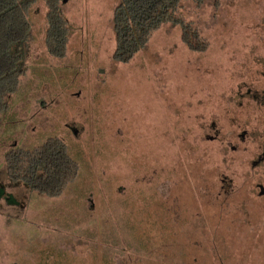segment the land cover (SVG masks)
Returning a JSON list of instances; mask_svg holds the SVG:
<instances>
[{
  "label": "rangeland",
  "instance_id": "374dc122",
  "mask_svg": "<svg viewBox=\"0 0 264 264\" xmlns=\"http://www.w3.org/2000/svg\"><path fill=\"white\" fill-rule=\"evenodd\" d=\"M64 0H62L63 2ZM119 0H68L64 57L29 10L27 71L0 116V264H264V0H220L114 60ZM58 139L56 197L7 180L6 156Z\"/></svg>",
  "mask_w": 264,
  "mask_h": 264
},
{
  "label": "trees",
  "instance_id": "16d2710c",
  "mask_svg": "<svg viewBox=\"0 0 264 264\" xmlns=\"http://www.w3.org/2000/svg\"><path fill=\"white\" fill-rule=\"evenodd\" d=\"M39 0H0V116L10 108L19 91L20 78L27 71V57L33 32L29 10ZM47 48L50 55L64 57L69 25L62 12V0H45ZM211 2L220 0H119L113 14L116 37L114 60L130 62L146 49L152 36L163 26L180 27L183 44L191 51L205 52L208 42L197 21L188 19ZM1 124V122H0ZM7 180L24 184L29 190L47 196H59L70 176H76V164L58 139L45 146L25 151L14 150L6 156ZM17 205L13 196L0 187V201Z\"/></svg>",
  "mask_w": 264,
  "mask_h": 264
},
{
  "label": "flooded vegetation",
  "instance_id": "af4514ba",
  "mask_svg": "<svg viewBox=\"0 0 264 264\" xmlns=\"http://www.w3.org/2000/svg\"><path fill=\"white\" fill-rule=\"evenodd\" d=\"M261 160H264V155L260 158ZM262 193L264 194V187H261ZM264 196V195H263Z\"/></svg>",
  "mask_w": 264,
  "mask_h": 264
},
{
  "label": "water",
  "instance_id": "95a60500",
  "mask_svg": "<svg viewBox=\"0 0 264 264\" xmlns=\"http://www.w3.org/2000/svg\"><path fill=\"white\" fill-rule=\"evenodd\" d=\"M68 0H64V2H67Z\"/></svg>",
  "mask_w": 264,
  "mask_h": 264
}]
</instances>
